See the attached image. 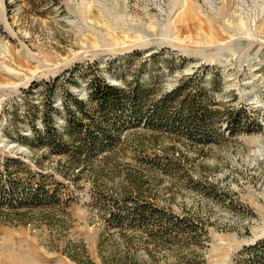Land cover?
I'll return each mask as SVG.
<instances>
[{"label": "rangeland", "instance_id": "obj_1", "mask_svg": "<svg viewBox=\"0 0 264 264\" xmlns=\"http://www.w3.org/2000/svg\"><path fill=\"white\" fill-rule=\"evenodd\" d=\"M57 77L50 98L25 97ZM96 77L149 88L151 112L180 86L203 94L206 133L173 126L175 107L146 130L130 114L111 153L68 168L36 144L43 103L63 131L68 93L86 101ZM9 158L56 198L0 215V242L11 231L15 249L52 254L45 264H264V0H0V165ZM127 211L161 213L162 242L131 217L121 227Z\"/></svg>", "mask_w": 264, "mask_h": 264}, {"label": "trees", "instance_id": "obj_2", "mask_svg": "<svg viewBox=\"0 0 264 264\" xmlns=\"http://www.w3.org/2000/svg\"><path fill=\"white\" fill-rule=\"evenodd\" d=\"M60 77L49 82L35 83L27 91L28 97L35 87L50 98L59 86ZM150 89L137 84L135 86L112 85L107 81L95 78L91 83L86 101L68 93L69 102L64 101L66 125L63 131L55 125L54 113H62L54 106V101L43 103L41 120L44 132L35 138L38 147H47L52 153L68 157V168L77 169L81 166H91L94 158L103 153H111L121 139V131L126 128L131 114V124L143 129L157 128L167 123L166 112L175 107L177 113L172 125L185 126L193 137L205 134L211 111L206 103V97L189 95L181 98L183 88H176L171 94L154 102V112L149 111L151 102ZM45 94V95H47ZM205 97V98H204ZM47 98V97H46ZM36 111L29 108L30 120H35ZM23 163L19 159H6L0 165V215L6 211L36 212L42 208H52L56 198L55 191L45 190L44 185H35L30 179L23 180L21 172ZM29 180V181H27ZM54 208V207H53ZM118 215L117 223L122 227L129 217L133 224H139L146 230L156 243H161L164 237L155 233L157 222L163 221V215L158 211H130ZM133 216V217H132ZM159 216V217H157ZM158 218V220H157ZM153 223V224H151ZM260 245V244H259ZM258 245V246H259ZM264 245V241L261 242ZM264 251V246H261ZM257 249V247H252ZM113 264H142L132 258L113 254Z\"/></svg>", "mask_w": 264, "mask_h": 264}, {"label": "bare ground", "instance_id": "obj_3", "mask_svg": "<svg viewBox=\"0 0 264 264\" xmlns=\"http://www.w3.org/2000/svg\"><path fill=\"white\" fill-rule=\"evenodd\" d=\"M14 239L15 234L8 231L4 235L3 241L0 242V264H45L49 262L46 258H50L52 254L47 252L41 253L42 251L36 244L27 243L25 245L27 247H23V241L17 242L18 245L15 249L11 245ZM59 264H63V261H60Z\"/></svg>", "mask_w": 264, "mask_h": 264}]
</instances>
